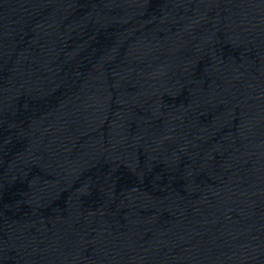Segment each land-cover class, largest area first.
<instances>
[{"label": "water", "instance_id": "water-1", "mask_svg": "<svg viewBox=\"0 0 264 264\" xmlns=\"http://www.w3.org/2000/svg\"><path fill=\"white\" fill-rule=\"evenodd\" d=\"M0 264H264V0H0Z\"/></svg>", "mask_w": 264, "mask_h": 264}]
</instances>
